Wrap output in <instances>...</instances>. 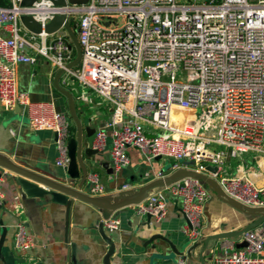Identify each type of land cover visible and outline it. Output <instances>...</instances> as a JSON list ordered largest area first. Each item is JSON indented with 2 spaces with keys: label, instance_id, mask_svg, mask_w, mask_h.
Returning a JSON list of instances; mask_svg holds the SVG:
<instances>
[{
  "label": "built area",
  "instance_id": "built-area-1",
  "mask_svg": "<svg viewBox=\"0 0 264 264\" xmlns=\"http://www.w3.org/2000/svg\"><path fill=\"white\" fill-rule=\"evenodd\" d=\"M20 1L0 0L7 35L0 34V105L11 112L25 109L32 131L54 134L56 166L68 164L72 123L52 103L29 102L17 87V65L46 62L54 73L64 71L60 85L75 90L86 106L95 99L107 107L109 117L96 130L92 148L104 150L110 137L114 172L129 164L127 150L133 148L144 162L170 161L174 170L212 179L227 199L264 207V184L250 178L259 163L264 166V0H88L85 5L65 0L64 6L36 0L29 7ZM22 15L32 17L41 32L27 31ZM55 16H64L76 36L81 49L76 68L66 69L74 51L64 28L44 32ZM174 110L181 115L174 118ZM89 184L87 195L104 196L96 176ZM164 193L184 218L182 235L199 244L210 190L196 179L176 181L150 191L134 206L136 215L163 220ZM103 224L108 231L118 227L116 220ZM15 229L14 248H31L23 225ZM240 238L236 249L213 252L211 264H264V221Z\"/></svg>",
  "mask_w": 264,
  "mask_h": 264
},
{
  "label": "crops",
  "instance_id": "crops-1",
  "mask_svg": "<svg viewBox=\"0 0 264 264\" xmlns=\"http://www.w3.org/2000/svg\"><path fill=\"white\" fill-rule=\"evenodd\" d=\"M0 34L7 36L1 24ZM14 70L18 90L27 95L29 102L52 103L58 111L66 113L64 98L53 88L55 73L48 63L41 61L35 66L20 64ZM71 91L79 117L88 120L90 127L100 128L109 117L107 107L99 106L94 99V105L89 108L78 100L75 90ZM74 136L75 131L70 138ZM110 145V137L107 136L104 150L90 158L83 157L84 164L90 168L88 180L79 189L83 193L90 185L89 178L94 175L105 190L102 198L117 203L122 200V192H126L120 191L123 186L130 185L129 190L137 191L153 180L178 171L172 169V162L167 160L144 162L132 148L127 150L129 164L114 172L109 158ZM0 156L45 178L66 180L64 168L56 166L58 152L54 134L47 130L32 131L25 109L11 112L0 105ZM262 163H259L260 170L250 175L251 180L260 185L264 184ZM109 170H112L111 174ZM79 180L67 181V185L76 189ZM0 194V236L2 228L5 229L0 245V264H103L107 244L97 231L98 224L104 222L101 210L71 199L67 217L65 207L52 202L48 196L25 198L15 183V175L2 168ZM163 195L167 200V213L160 222L148 224L145 217L136 215L134 206L111 213L109 219L116 220L118 227L114 231L103 227L114 245L109 264H178V260H184L185 264H201L199 257L205 238L238 232L253 220V217L242 214L211 193L203 211L202 240L199 244H190L181 233L184 218L176 201L168 194ZM17 224H22L32 239L28 250L14 248ZM240 237L211 242L202 255L204 264H211L213 252L231 247L236 249Z\"/></svg>",
  "mask_w": 264,
  "mask_h": 264
},
{
  "label": "water",
  "instance_id": "water-1",
  "mask_svg": "<svg viewBox=\"0 0 264 264\" xmlns=\"http://www.w3.org/2000/svg\"><path fill=\"white\" fill-rule=\"evenodd\" d=\"M36 0H21V7H29ZM56 6H64L65 0H50ZM70 4L73 5H85L88 0H67ZM21 25L30 33L39 34L41 32V26L35 22V20L30 16L22 15L19 17ZM60 28H64L67 32L68 38L70 40V45L74 51L73 60L67 64L66 69H73L79 65L81 58V49L77 42L76 36L73 30L69 27L68 23L64 16H55L46 26L44 27V32L46 34H53L58 31ZM63 70H58L53 77V88L54 90L64 98L66 102V114L71 121L74 129L75 136L70 138L67 143V156L68 164L64 168V173L66 180H52L40 176L36 173L30 172L24 168L18 167L9 160L0 156V168L5 169L15 175V183L19 188L21 194L27 199H40L43 197H50L52 202L56 204H61L65 207L66 216L68 217L69 210L72 206V200L75 199L82 203L91 205L102 211V219L104 221L108 220L111 213L116 212L120 209L135 206L144 201L150 191L159 189L165 186H169L172 183L185 179L192 178L201 181L214 196L229 205L230 207L236 209L242 214L253 217V220L245 226L242 230L234 233H223L208 236L202 242V248L200 252L199 260L201 264H204V259L202 258L203 253L208 249L211 242H217L219 240H227L232 238H237L242 236L245 232L253 230L256 228L262 221H264V207L262 208H248L238 204L230 199H227L220 188L217 186L216 182L208 178L203 174H197L195 172L188 171L187 169H181L175 171L169 176L158 178L153 180L144 186H142L137 191H126L122 192V200L117 203H112L111 201L104 199L102 197H92L83 193L79 189L84 185L88 180V174L90 168L84 164L83 157L86 156L90 158L97 154L96 150L92 148V142L96 137V129L88 125V120H83L79 117L76 111V104L72 94L64 89L60 85V76L63 73ZM85 137V139H84ZM85 145V146H84ZM187 165H192V162L186 163ZM106 167V166H105ZM208 172L215 173L216 168L207 167ZM109 174L112 173V170L108 171ZM79 177L80 180H79ZM79 180L76 189L68 186L67 181ZM148 224H150V218L146 217ZM104 224L101 222L97 226V231L104 242L107 244V253L103 259V264H109V258L114 252V245L111 242L110 238L104 232ZM2 233L0 236V245L2 244L5 229L2 228ZM152 240V239H151ZM244 246L241 244L239 247Z\"/></svg>",
  "mask_w": 264,
  "mask_h": 264
},
{
  "label": "bare ground",
  "instance_id": "bare-ground-1",
  "mask_svg": "<svg viewBox=\"0 0 264 264\" xmlns=\"http://www.w3.org/2000/svg\"><path fill=\"white\" fill-rule=\"evenodd\" d=\"M181 114H180V112L178 111V110H174V112H173V117L174 118H177V117H179Z\"/></svg>",
  "mask_w": 264,
  "mask_h": 264
},
{
  "label": "rangeland",
  "instance_id": "rangeland-1",
  "mask_svg": "<svg viewBox=\"0 0 264 264\" xmlns=\"http://www.w3.org/2000/svg\"><path fill=\"white\" fill-rule=\"evenodd\" d=\"M65 112H66V109H65ZM70 133H71V136H72L73 135L72 130H70ZM230 165H231V167H235L236 166V163L235 164L234 163H230Z\"/></svg>",
  "mask_w": 264,
  "mask_h": 264
},
{
  "label": "trees",
  "instance_id": "trees-1",
  "mask_svg": "<svg viewBox=\"0 0 264 264\" xmlns=\"http://www.w3.org/2000/svg\"><path fill=\"white\" fill-rule=\"evenodd\" d=\"M1 4L4 5L3 2H1ZM71 130H72V133H74V131H75L74 127H71Z\"/></svg>",
  "mask_w": 264,
  "mask_h": 264
}]
</instances>
